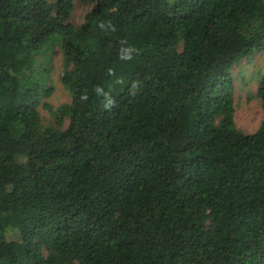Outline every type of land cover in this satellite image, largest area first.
I'll list each match as a JSON object with an SVG mask.
<instances>
[{
	"label": "trees",
	"instance_id": "trees-1",
	"mask_svg": "<svg viewBox=\"0 0 264 264\" xmlns=\"http://www.w3.org/2000/svg\"><path fill=\"white\" fill-rule=\"evenodd\" d=\"M89 1L0 0V264H264V118L235 127L230 77L264 0ZM56 37L64 129L30 81Z\"/></svg>",
	"mask_w": 264,
	"mask_h": 264
},
{
	"label": "rangeland",
	"instance_id": "rangeland-1",
	"mask_svg": "<svg viewBox=\"0 0 264 264\" xmlns=\"http://www.w3.org/2000/svg\"><path fill=\"white\" fill-rule=\"evenodd\" d=\"M45 1L54 3L57 0ZM91 6L92 3L89 0H73V7L67 22L79 25ZM58 42L59 39L56 37L50 45L43 49L41 54L34 57L35 66L30 81L40 86L37 96L40 124L64 129L68 119L64 118L61 125L57 124V109L63 104H68L71 98L68 89L60 81L64 66ZM263 67L264 58L261 51L254 50L249 55L240 58L230 70L233 94L232 118L235 127L244 133L255 131L264 118V104L256 94ZM26 82L27 80L23 84ZM125 83V78L117 79L109 88L108 94L121 92ZM68 264L79 263L72 261Z\"/></svg>",
	"mask_w": 264,
	"mask_h": 264
}]
</instances>
